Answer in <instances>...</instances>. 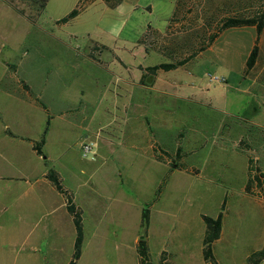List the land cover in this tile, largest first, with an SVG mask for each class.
<instances>
[{
  "label": "rangeland",
  "instance_id": "374dc122",
  "mask_svg": "<svg viewBox=\"0 0 264 264\" xmlns=\"http://www.w3.org/2000/svg\"><path fill=\"white\" fill-rule=\"evenodd\" d=\"M74 9L77 16L60 21ZM262 9L264 0H125L119 6L49 0L37 13L28 0H0V175L25 179L0 178V264H35L17 255L27 234L45 254L49 248L47 263H70L67 230L44 236L49 218L28 200L35 178L50 171L83 208L86 241L78 264H138L131 245L142 235L152 264H160L166 227L182 233L174 243L182 242L180 257L174 254L171 264H210L200 213L216 216L224 201V237L213 245L214 256L219 264H249L264 235V187L247 193L245 185L250 157L264 173V129L250 111L244 119L229 112L237 106L231 99L243 98L240 107L251 100L242 90L255 87L245 67L257 31L235 27L212 35L225 18ZM152 39L156 50L147 54L142 44ZM179 58L187 60L169 77L181 81L185 98L161 97L139 83L140 64ZM128 73L135 82L123 80ZM153 110L160 119L148 123ZM11 142L22 145L18 161L2 158L14 149ZM179 144L195 150L182 163L155 157L154 145L175 151ZM85 145L93 152L84 155ZM91 196L102 205L99 212ZM145 207L152 210L147 230Z\"/></svg>",
  "mask_w": 264,
  "mask_h": 264
},
{
  "label": "crops",
  "instance_id": "0c3cea01",
  "mask_svg": "<svg viewBox=\"0 0 264 264\" xmlns=\"http://www.w3.org/2000/svg\"><path fill=\"white\" fill-rule=\"evenodd\" d=\"M124 1L125 0H123L120 4H122ZM252 27H254V26H252ZM156 43H158L156 41V39L148 40L142 44V47H143L144 51L148 54L149 52L156 50L155 49ZM254 44H255V42H254ZM254 44H253V46H254ZM97 47H100L103 50V48L108 47V46H106L104 44H98ZM116 58L122 64L126 63L119 56ZM179 59L182 60L184 58H179ZM166 63H176V62L171 61V62H166ZM157 64H160V63H157ZM157 64H153V65H157ZM153 65H148V66L141 65V64L139 65V67H140L139 69L141 72V76L139 78L140 84L144 85V87L146 86L148 90L152 89L153 91L154 90L157 91L158 93H160L161 97H164L163 95H167L170 97H176L178 99V98H185L187 96V94L184 92L185 87L181 83V81H179L177 78L169 77V73L176 72L178 70V67L172 68L170 70L159 69L157 71V73L153 76V78L149 77V82L148 81L142 82L141 79H142L143 74L147 73V67L153 66ZM182 66H184V65H182ZM245 74L247 75L246 77L248 79H251L253 81V83H251V84L254 85L255 87L252 88L253 92H250L248 90H246V91L242 90V93H246L248 98H250L251 100H250L248 105H247V102H245L244 106L240 107V104H238L237 102H238V100L244 101L243 98L231 99V101L235 102L237 106L235 107V109H231V112H229V114L231 113L234 116H239L242 119H244L245 115H247L248 112L250 111V113L252 115L254 114L251 121L255 125H257V127L261 128L263 130L264 129V120L262 119V117L264 116V29H263L261 36H260V39H259V54L257 57V61H256L255 65L248 72H246V67H245ZM123 80H125L126 82H135V79H134L133 75H131V73H128L125 77H123ZM246 95H245V97H246ZM229 102H230V100H229ZM252 102H256V105L253 109H250ZM151 117H152V120L154 122H156V120L159 118V116L157 115L155 110L152 111L150 119L148 118V123H150ZM246 122H248V121H246ZM225 126H227V130L230 129L229 124H227ZM11 135L13 137H15L13 133H11ZM242 144L246 147L250 146L248 141H245ZM12 147H14V149L11 152L5 153V154L2 152V158L5 159V161H9V162L18 161L19 157H22V145H18L17 143L11 142V148ZM157 147L158 148H156L155 145L153 146L155 157L170 158L173 156L176 159H179L178 164L182 163L183 157L185 154H187L191 151H192L191 153H193L195 151L192 146L190 148L188 147L187 149H183L182 144H179V146H177L175 151L160 148L161 146H157ZM176 170H179V169H176ZM198 171H199L198 169H195L193 171L191 170V172H194V173H197ZM173 172L174 171L172 170L171 173H173ZM0 178L18 180L20 178V175H18V176L0 175ZM20 179H24V177H21ZM29 182H31V181H29ZM34 182H35L34 184H31V186H32L31 187V194L29 195L28 200L33 201L32 204H34V205L32 206V208L40 209L41 212L43 211V216L45 215L49 218L48 221L46 223H44L42 226V228L44 230L43 235L47 236V237H50V236L53 237L56 235V232H58V236L62 235V234L65 235V231L67 230L68 235H69V240L73 241V246H74L76 236H77V231H76L73 215L70 213V211L68 210V207H67L66 196L63 193H61L59 190H57L54 183L47 177V174H43L42 178L36 177ZM27 192L28 191H26L25 194H29ZM245 192H247V191L245 190ZM20 195L23 196L24 192L21 193ZM160 199L161 198H159V200ZM89 200H90V202H92L95 205V211L99 212L102 205L99 206L100 202H99L98 198L92 197ZM73 202L76 205L77 209L81 213H83V208L79 204L78 200L76 199V196H73ZM203 215H204L203 213H200V217L202 219H203ZM216 216H214V217H216ZM151 220H152V210L150 211L149 227L151 224ZM40 221H39V223H40ZM36 226L39 227L38 224ZM224 227H225V215L223 216V226H222L221 237L218 240H216L214 242V244L223 239ZM263 229H264V227H263ZM167 230L168 229L166 227L164 230V233H163L166 235V237L165 238L163 237V246H162L161 251H160V259H159L160 264L161 263L171 264V258L174 256V254H177L178 258L180 257L178 253L180 252V249L182 247V242H180V244H179L180 248H178V246L176 247L174 243L178 239L181 240L182 233L176 234V233L168 232ZM205 231H206V224H205ZM100 234H101V231H100V229L97 228L96 235L98 236ZM204 236H205V233H204ZM204 236H203V239H204ZM101 237H102V234H101ZM139 238H140L139 236H136L134 241H133V244L131 245V248L135 249L137 252L138 264H140V256H139V253L137 250ZM261 240H262V242H261V244H259V246H257L258 248L249 252L247 257H249L250 254L253 253L254 251H257V250L264 248V235L261 236ZM85 241H86V237H85V230H84V243H85ZM171 241H172L173 245L171 244ZM18 242H19V247H22V250H20V249L18 250V253H17L18 256H20V255L26 256L28 259L34 261L35 264H49L46 262L47 260H49V253H48L49 248L47 249V254H45L46 250H43L41 248L42 246H41L40 242L30 243L28 234L26 235V238H23V239L19 240ZM84 243H83L81 258L84 254ZM128 249H129V247H128ZM72 255H73V253H72ZM71 259H72V257L70 258V261H71ZM40 261H44V263L43 262L40 263Z\"/></svg>",
  "mask_w": 264,
  "mask_h": 264
},
{
  "label": "trees",
  "instance_id": "16d2710c",
  "mask_svg": "<svg viewBox=\"0 0 264 264\" xmlns=\"http://www.w3.org/2000/svg\"><path fill=\"white\" fill-rule=\"evenodd\" d=\"M33 2L37 7V13H39L48 3L49 0H28ZM107 4L111 6H118L123 0H104ZM20 13L27 16L23 10H18ZM78 15V9L72 10L69 15L60 21L66 22L70 18ZM31 17V16H30ZM254 26L257 31V37L255 44L246 60V72H248L256 63L259 54V39L261 33L264 29V9L256 12L255 14L248 16H229L225 18L221 25L218 27L217 31H214L212 37L217 38L222 29L235 28V27H247ZM145 42V41H144ZM199 49H204L200 47ZM187 58H184L176 63H160L157 65L147 67V73L143 74L142 82H149V77H152L157 73L159 69L170 70L176 68L178 65L184 63ZM151 80V79H150ZM152 82V81H151ZM44 141H42L43 143ZM245 141L241 140L240 144ZM40 143V142H39ZM39 143L34 144V149L38 154H42L41 146ZM253 159L249 158V172L248 179L246 182L245 190L248 193H254V187L259 189L264 187V173L259 167H255L252 163ZM47 177L54 183L57 190L66 196L67 207L70 213L73 215L77 236L74 244V252L72 259L69 264H78L79 259L82 255V248L84 243V225L82 213L77 209L73 202V196L62 186L60 178L57 173L50 171L47 173ZM226 207V201L222 204V210L219 214L214 217L211 215H203L204 222L206 224L205 236L203 239V256L206 262L210 264H219L213 253V244L216 240L221 237L222 226H223V216ZM142 227L147 230L150 223V209L148 207L143 208L142 212ZM137 250L140 256V264H152L150 260L149 246L147 242V236L142 235L138 240ZM264 260V248L254 251L248 257L249 264H260ZM163 264V263H161Z\"/></svg>",
  "mask_w": 264,
  "mask_h": 264
},
{
  "label": "built area",
  "instance_id": "2783aa9c",
  "mask_svg": "<svg viewBox=\"0 0 264 264\" xmlns=\"http://www.w3.org/2000/svg\"><path fill=\"white\" fill-rule=\"evenodd\" d=\"M83 151H84V155H86L87 153L93 152L92 145H85Z\"/></svg>",
  "mask_w": 264,
  "mask_h": 264
}]
</instances>
